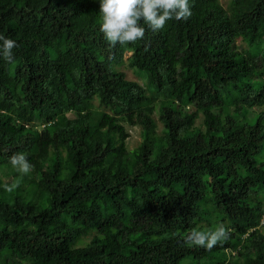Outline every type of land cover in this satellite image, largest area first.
Segmentation results:
<instances>
[{
    "label": "trees",
    "instance_id": "1",
    "mask_svg": "<svg viewBox=\"0 0 264 264\" xmlns=\"http://www.w3.org/2000/svg\"><path fill=\"white\" fill-rule=\"evenodd\" d=\"M190 11L112 45L96 0H0V264H264V0Z\"/></svg>",
    "mask_w": 264,
    "mask_h": 264
},
{
    "label": "clouds",
    "instance_id": "2",
    "mask_svg": "<svg viewBox=\"0 0 264 264\" xmlns=\"http://www.w3.org/2000/svg\"><path fill=\"white\" fill-rule=\"evenodd\" d=\"M99 13V29L103 38L112 45L135 42L144 37L146 25L152 31L165 27L166 22L186 20L190 15V0H96ZM16 41L0 33V58L13 59ZM198 121V120H197ZM202 125V122H200ZM10 164L21 174L30 172L32 165L23 152L10 157ZM223 225L209 231L194 230L187 234L185 242L211 249L219 240L227 238Z\"/></svg>",
    "mask_w": 264,
    "mask_h": 264
},
{
    "label": "rangeland",
    "instance_id": "3",
    "mask_svg": "<svg viewBox=\"0 0 264 264\" xmlns=\"http://www.w3.org/2000/svg\"><path fill=\"white\" fill-rule=\"evenodd\" d=\"M228 0H220V3L225 7L226 4H227ZM129 56V54H126L125 58ZM128 75H130L131 73L130 72H127ZM201 122V117L198 119V121H196V124H200ZM128 129V133H129V138L127 140V148L129 150H133L135 149L140 141H141V138H140V135H139V129L137 127H132V128H129L127 127Z\"/></svg>",
    "mask_w": 264,
    "mask_h": 264
}]
</instances>
